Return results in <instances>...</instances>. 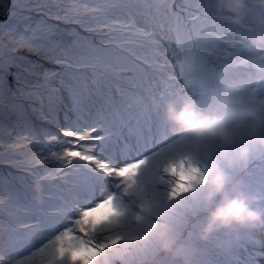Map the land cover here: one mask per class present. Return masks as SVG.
Wrapping results in <instances>:
<instances>
[{"label": "snow or ice", "instance_id": "6c2138e0", "mask_svg": "<svg viewBox=\"0 0 264 264\" xmlns=\"http://www.w3.org/2000/svg\"><path fill=\"white\" fill-rule=\"evenodd\" d=\"M233 195L264 208V5L0 0V264H264V219L205 231Z\"/></svg>", "mask_w": 264, "mask_h": 264}, {"label": "clouds", "instance_id": "9594fccd", "mask_svg": "<svg viewBox=\"0 0 264 264\" xmlns=\"http://www.w3.org/2000/svg\"><path fill=\"white\" fill-rule=\"evenodd\" d=\"M264 5V0H257ZM218 5H222L224 11L235 17L239 6L243 0H217ZM254 128L249 129V135H252ZM264 219V208L256 206V201L250 196L233 195L227 200L219 203L208 215V223L205 224V231L210 225L226 226V223L238 225H258Z\"/></svg>", "mask_w": 264, "mask_h": 264}, {"label": "rangeland", "instance_id": "374dc122", "mask_svg": "<svg viewBox=\"0 0 264 264\" xmlns=\"http://www.w3.org/2000/svg\"><path fill=\"white\" fill-rule=\"evenodd\" d=\"M102 210V209H101ZM97 216H99L98 214H97Z\"/></svg>", "mask_w": 264, "mask_h": 264}]
</instances>
